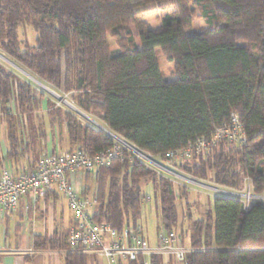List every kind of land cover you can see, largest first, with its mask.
<instances>
[{
	"label": "trees",
	"instance_id": "obj_1",
	"mask_svg": "<svg viewBox=\"0 0 264 264\" xmlns=\"http://www.w3.org/2000/svg\"><path fill=\"white\" fill-rule=\"evenodd\" d=\"M153 3L157 6L146 8ZM151 10L163 13L157 31L146 20ZM198 17L206 29L190 33ZM23 22L38 33L36 44L25 49L19 39ZM0 48L54 89L74 90L76 105L110 132L62 111L0 63V117L14 160L46 137V122L32 123L44 101L49 123L65 124L71 150L96 154L114 145V134L164 160L197 137L211 136L235 112L245 142L220 141L175 167L232 189L242 188L249 176L252 192L264 194V0H0ZM156 48L174 62L172 79L163 76ZM84 176L95 184L99 221L118 229L141 227L143 185L151 181L160 200L158 230L177 226L175 180L128 149ZM189 230L193 250L181 264H264L263 201L246 206L238 197L218 194L213 210ZM179 234L185 245L188 233ZM34 246L61 248L63 238L38 234ZM150 260L164 264L159 253ZM128 264H144V256Z\"/></svg>",
	"mask_w": 264,
	"mask_h": 264
},
{
	"label": "built area",
	"instance_id": "obj_2",
	"mask_svg": "<svg viewBox=\"0 0 264 264\" xmlns=\"http://www.w3.org/2000/svg\"><path fill=\"white\" fill-rule=\"evenodd\" d=\"M112 136L115 138L114 145L93 155L81 147H76L72 150L44 152L34 166L24 168L19 173L11 167H1L0 215L15 211L20 201L28 194L45 197L53 191L61 192L73 211V224L68 231L67 241L74 248L81 251H97L117 264H121L122 259L135 260L139 256H144V264H151L150 255L160 252H171L179 262H183L187 253L193 249L183 244L179 233L174 230H158L159 245L153 248L143 236L141 227L125 225L118 229L96 219L98 198L93 194L83 195L72 183L71 173L92 172L111 164L114 159L124 156V148L140 159L144 157L151 161V158L140 152L136 146L114 134ZM224 140L236 144L247 140L244 125L235 112L230 120L218 126L211 136L197 137L188 146L167 153L165 161L169 168L160 166V171L180 176L172 170L176 168V161L193 155H204L211 147ZM232 193L245 198V204L246 200H257L262 196L252 192L249 176L244 177L243 187ZM146 199L149 200L150 197L147 195Z\"/></svg>",
	"mask_w": 264,
	"mask_h": 264
},
{
	"label": "rangeland",
	"instance_id": "obj_3",
	"mask_svg": "<svg viewBox=\"0 0 264 264\" xmlns=\"http://www.w3.org/2000/svg\"><path fill=\"white\" fill-rule=\"evenodd\" d=\"M157 6V3H153L148 5L146 8H154ZM161 10H151L146 14V20L148 21V26L150 29L157 31L160 29L161 26ZM206 25L205 21L198 17L193 24V28L190 30V33H196L205 31ZM135 32H138L135 29ZM37 31L34 27L27 23L23 22L20 29H19V39L21 48L25 49L26 47H32L36 44L37 39ZM138 44H140V39L138 38ZM110 43L112 47L115 49L116 44L114 39L110 37ZM157 51V59L159 66L161 68L162 74L167 79H172L174 75V62L170 61L167 56L163 53L160 48H156ZM0 63L7 66L10 69L15 70L18 72L23 78H27L30 80L38 90L44 91L47 96H49L56 104V107H61L62 111H70L74 113L84 124H94L96 121L101 126H104V123L99 121L98 119L94 118L90 113L85 112L84 110L80 109L74 100L72 99L73 94L75 93L74 90L70 92H62L59 90L54 89L53 87L49 86V84L44 83L43 80L39 79L36 75L31 73L29 70L19 66L11 56L7 55L4 51L0 48ZM49 116L47 114V107L46 102H43V107L40 111H38L37 115L33 116V124H38L39 120L47 121ZM28 125V122H24V124ZM97 126V125H96ZM18 129H22L21 123L17 125ZM58 131L53 132V138L62 142L65 140L63 125H59ZM28 137H29V129L27 127ZM7 139L6 132H5V124L2 121V116L0 117V142L5 141ZM38 144V143H37ZM34 147V151H36L35 145H31ZM137 148V147H136ZM138 149V148H137ZM40 150V147H39ZM140 152L148 155L151 158V161L147 160L144 157L141 159L148 165L155 167L159 170H162L160 166L168 167L167 162L159 156H154L149 154L148 152L138 149ZM33 151L32 148L28 151L29 153ZM169 168V167H168ZM176 173L180 174L183 177L177 176L175 174L167 173L175 180L176 190H177V226L174 228V231L177 233H181L184 231L188 234L185 235V246H189L190 244V236L189 230L193 224V222L197 219L204 218L206 216V212L208 210H213V198L218 194L230 195L234 197H238L242 200L245 198L241 196H237L235 193L236 189H232L220 184H216L210 179H197L192 175H186L178 171V169H172ZM85 173V172H84ZM83 172L76 173L82 174L81 184L79 182H74V185L78 187L83 195H95V184L91 182L85 181V176ZM75 174V175H76ZM243 186V185H242ZM219 188L222 190H218L215 188ZM185 191V193H184ZM143 192L145 195H148L150 199H146L142 205V213H141V221L143 232L147 235V238L156 239L157 238V228L160 222V200L159 195L155 191L153 183L147 182L143 185ZM257 200L247 201L246 204L250 205L255 201H263L264 202V194ZM97 197V196H96ZM59 206H64L65 208V219L71 220L73 218V211L70 209L67 200L62 199L61 202L58 204ZM58 206V207H59Z\"/></svg>",
	"mask_w": 264,
	"mask_h": 264
},
{
	"label": "crops",
	"instance_id": "obj_4",
	"mask_svg": "<svg viewBox=\"0 0 264 264\" xmlns=\"http://www.w3.org/2000/svg\"><path fill=\"white\" fill-rule=\"evenodd\" d=\"M45 122L47 135L45 138L36 141L35 147L39 145L36 151L32 146L30 148L33 151L29 153V148L20 154L16 160L8 155L7 139L0 142V169L3 166H8L19 173L24 168L34 166L44 152L69 149L65 124L51 125L49 119ZM59 125H63L65 136V140L62 142L56 140V137L53 138L52 130L58 131ZM24 137L28 141V132ZM75 174H70L72 183L74 184L76 181L81 184L82 174ZM180 177L183 176L180 175ZM62 199L67 200L61 192L57 191L50 192L45 197L28 194L20 201L15 211L0 215V264H117L97 251H81L68 243L67 236L73 224V218L71 220L65 219V208L63 205H58ZM140 224L145 239L148 240L151 247L157 248L158 239L147 238L143 232L141 219ZM38 234L49 237L60 234L63 238V247L36 248L34 239ZM160 254L164 264H181L171 252H160ZM80 255L83 256L84 260ZM121 264H128V260L122 259Z\"/></svg>",
	"mask_w": 264,
	"mask_h": 264
},
{
	"label": "water",
	"instance_id": "obj_5",
	"mask_svg": "<svg viewBox=\"0 0 264 264\" xmlns=\"http://www.w3.org/2000/svg\"><path fill=\"white\" fill-rule=\"evenodd\" d=\"M94 123L98 126V127H100L101 129H103V130H105V131H107V132H109V130L108 129H106L104 126H101L100 124H98L96 121H94ZM110 133V132H109ZM112 134V133H111Z\"/></svg>",
	"mask_w": 264,
	"mask_h": 264
}]
</instances>
